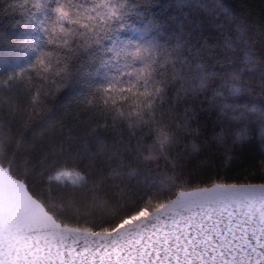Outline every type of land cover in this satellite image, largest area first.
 <instances>
[{
    "label": "snow or ice",
    "instance_id": "1",
    "mask_svg": "<svg viewBox=\"0 0 264 264\" xmlns=\"http://www.w3.org/2000/svg\"><path fill=\"white\" fill-rule=\"evenodd\" d=\"M53 12L47 42L67 50L117 15L104 0H56ZM208 12L235 21L231 34L205 36V21H180L174 46L133 50L144 61L129 69L134 80L95 89L106 106L133 101L111 124L66 109L40 123L67 79L57 47L40 50L28 65L45 69L36 94L0 105V264H264V179L199 178L210 171L206 150L231 154L257 129L264 147V19L220 0ZM26 71L8 73V83ZM161 157L170 171L153 163ZM194 178L202 186L189 187Z\"/></svg>",
    "mask_w": 264,
    "mask_h": 264
},
{
    "label": "trees",
    "instance_id": "2",
    "mask_svg": "<svg viewBox=\"0 0 264 264\" xmlns=\"http://www.w3.org/2000/svg\"><path fill=\"white\" fill-rule=\"evenodd\" d=\"M33 2L34 0H0V105L6 104L11 96L26 101L36 94L32 84L41 78L45 69L40 66L31 69L28 65L34 61L40 50L48 51L57 47L62 61L58 66L66 68L67 79L55 99L49 100L51 111L40 123L60 115L66 109L72 114L86 111L90 115L94 114L95 122L102 125L111 124L112 114L118 111L128 112L133 106V101L115 97V105L109 101L106 106L102 94L95 92V89L109 82L126 84L135 79L129 69L139 68L144 62L132 55L137 45L142 49L141 55H159L162 46L172 47L176 44V33L179 32L177 24L180 21H205L208 25L202 33L205 36L230 35L228 29L235 28V21L231 18L224 14L212 17L208 12L217 0H104L117 11L107 29L87 43L83 39L73 40L71 50H67L62 46L49 44L45 34L47 25L55 18L53 8L56 6V0H39L38 9ZM75 2L82 8H92L100 3V0ZM220 2L235 13L247 15L249 20L254 18L259 22L264 19V0ZM27 9L28 14H23ZM64 23L67 25L66 21ZM256 38L258 40V35ZM144 49L147 51H143ZM159 59L163 60V57L160 56ZM177 67H180L178 63ZM21 69L27 71L21 74L13 87L8 83L7 74ZM173 91L174 88L169 89L168 100L160 107L166 108L167 104L172 102ZM105 108L109 111L107 116L101 114V109ZM216 116H219V113H214V118ZM139 131H148V126H143L137 134ZM216 131L220 129L217 128ZM154 136L153 131L146 138L143 146L145 150ZM258 137L257 129L246 146L234 150L231 154H225L223 148L215 152L206 150L205 157L211 160L210 171L202 172L199 178L209 183L213 180L261 182L264 179V171L261 170L260 161L264 159V147ZM153 163L158 164L162 172L165 169L170 171L163 157ZM197 186L202 185L194 178L189 187Z\"/></svg>",
    "mask_w": 264,
    "mask_h": 264
},
{
    "label": "clouds",
    "instance_id": "3",
    "mask_svg": "<svg viewBox=\"0 0 264 264\" xmlns=\"http://www.w3.org/2000/svg\"><path fill=\"white\" fill-rule=\"evenodd\" d=\"M35 59H36V58H35ZM35 59H34V60H35ZM33 62H34V61H33ZM178 78H180V77H178Z\"/></svg>",
    "mask_w": 264,
    "mask_h": 264
}]
</instances>
